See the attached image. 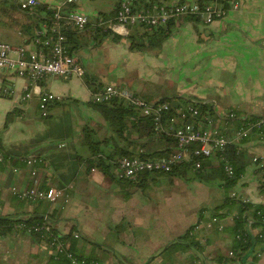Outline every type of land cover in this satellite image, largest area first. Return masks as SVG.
<instances>
[{"label": "crops", "instance_id": "crops-1", "mask_svg": "<svg viewBox=\"0 0 264 264\" xmlns=\"http://www.w3.org/2000/svg\"><path fill=\"white\" fill-rule=\"evenodd\" d=\"M62 1L43 0L49 6ZM121 1L115 0L111 8L103 7L101 0H74L63 5L65 14L82 11L90 18L85 29L69 26L71 32L79 31L78 39L65 33L72 52L85 67V74L97 83L90 86L85 76L47 75L39 82L40 90L59 95L49 104L47 115L42 114L38 94L29 99L23 97L30 79L0 67V153L7 159L0 161V216L24 218L40 209L37 202L16 196L11 189L13 185L29 188L38 177L41 186L63 188L67 195L49 201L54 223L61 234L70 231L78 234L79 246L94 257L89 264H146L200 218L208 219L215 209L203 207L197 213L194 211L197 208H186L183 203L179 209L178 196L162 189L167 177L192 172L187 164L181 163L175 172L143 171L135 181L118 176L112 158L108 157L117 142L135 152L143 148L140 141L145 138L138 139L136 132L127 130L123 131L125 137L116 136L109 120L91 99L99 84L126 85L152 101L161 96L183 95L187 100L211 102L219 110L264 115V0H238L241 5L238 10L209 23L185 16L172 19L175 22L170 25L171 33L158 45L150 43V34L156 27L146 28L142 24L128 27L126 33L116 32L120 36L116 39L112 34L102 38L92 32L91 26L100 17L116 16ZM157 1L186 0H135V3L143 6ZM16 25L15 21H6L0 12V39L25 47L29 54L38 47L35 38L24 36ZM71 34L75 37L76 33ZM134 39L144 43L133 47ZM197 67L205 69L202 77L186 81L176 93H161L163 79L166 83L175 79L174 74L180 69H185L190 79ZM209 76L213 80L210 86L206 81ZM217 92L229 95L226 103L215 99L219 96ZM9 112L13 118L4 127ZM88 133L101 141L103 158L111 163L109 171L88 159H94L86 140ZM256 136L251 135L239 145L240 162L245 163L239 181L243 188L239 191L251 201L264 204L262 172L246 156L249 150L254 155H264L260 152L261 145L253 140ZM154 141L159 149L165 146V141L157 136ZM119 155L115 154V158ZM35 157L41 159L33 165L25 162L26 158ZM209 159L214 167L219 166L217 158ZM211 170L212 167H207L202 178L210 179L207 174ZM218 217L224 228L219 229L218 224L201 225L194 233L200 248L182 254L181 264H202L210 261L213 254L229 252L234 241L228 228L234 224L233 214ZM257 231L253 228V232ZM51 255L53 247L45 238L38 240L24 231L0 232V264H45ZM247 260L246 264H261L252 256ZM150 264L167 263L157 256Z\"/></svg>", "mask_w": 264, "mask_h": 264}, {"label": "built area", "instance_id": "built-area-1", "mask_svg": "<svg viewBox=\"0 0 264 264\" xmlns=\"http://www.w3.org/2000/svg\"><path fill=\"white\" fill-rule=\"evenodd\" d=\"M15 1L22 9L26 10L43 3V0ZM73 1L64 0L55 5L54 23L51 26L44 23L36 30L34 38L38 47L29 54L26 53L25 47L0 39V67L16 71L19 75L30 79V84L26 86L23 97L29 99L38 94L43 115L48 114L49 104L59 97L53 92L40 90L39 82L43 78L49 74L84 76L86 73L80 58L69 49L68 37L63 29L65 26H72L74 29L82 30L90 24L89 16L82 11L68 14L62 11L64 4ZM240 6L238 0H210L204 3L199 0L172 3L157 1V3L143 6L137 5L135 0H122L114 18L100 17L95 23L104 29H110L113 33H126L128 25L142 24L157 28L184 15H194L209 23L227 15L231 10H238ZM116 98H123L137 108L140 107L144 114L153 113L156 131L171 132L177 139L175 150L168 155L152 157L144 155V148H140L136 154L120 156L117 159L116 168L118 176L125 179L135 181L143 171L170 172L181 163H189L193 171H198L202 169L206 158H217L219 162H223L226 173L232 175L234 167L227 157L229 144L234 143L239 147L251 133L264 137V115L253 119L248 114L241 115L234 109L222 108L221 110L215 108L214 114H201L202 112L194 100L180 102L178 105H173L168 100L156 103L136 94L128 86L122 84L104 85L93 91L91 96V99L96 103L112 101ZM253 156V161L262 172L264 182V155L255 154ZM40 159V157L26 158L25 162L33 165ZM5 160L7 159L0 153V161ZM32 174L37 175L36 168L32 170ZM34 183L29 188H19L13 185L11 189L19 198L33 203L38 200L55 201L62 194L67 195L63 188L55 185L41 186L38 177L34 178ZM235 186L231 189L230 195L243 201H249L250 198L243 195ZM204 224L208 227L218 224L219 229L224 228L218 215L211 213L208 219L200 218L190 229V233H196L198 228ZM11 227L16 232L24 231L32 234L44 229L46 232L52 233V225L48 221L36 223L18 219L12 223ZM3 228L4 225L0 223V230ZM253 228L258 231L253 232ZM251 230L255 234L259 233L264 239V229L259 226H251ZM237 237H241L240 232ZM48 243L53 247V254H58L60 250L67 247L64 241L58 240L56 237L48 240ZM228 253L234 255L235 252L230 249ZM67 255L71 258V264H88L85 259L80 260L69 251ZM256 256L257 260L264 264V241L256 251Z\"/></svg>", "mask_w": 264, "mask_h": 264}, {"label": "trees", "instance_id": "trees-1", "mask_svg": "<svg viewBox=\"0 0 264 264\" xmlns=\"http://www.w3.org/2000/svg\"><path fill=\"white\" fill-rule=\"evenodd\" d=\"M198 1V0H197ZM201 3L210 1V0H199ZM54 11L55 5L49 6L47 3H40L31 9L26 10L22 9L19 4L15 0H0V12L2 16L5 18L6 21L9 22H16V26L19 28L21 33L33 40L35 36L36 30L40 28L44 23L48 26H51L54 21ZM187 19L195 21V19H199L194 15H184ZM8 19V20H7ZM96 22V21H95ZM175 20L169 21L167 24L168 27H157L150 38V43L152 45H158L162 43L171 33L170 32V25L174 24ZM146 28H149L146 26ZM68 36L75 40L78 39V32L73 31L71 32L68 27L63 28ZM68 30V31H67ZM92 32L95 34L102 36H108L112 34L114 38H119L120 36L113 33L110 29H104V27L94 23L91 26ZM71 33H76L75 37L72 36ZM116 35V36H115ZM131 37H135L133 34H129ZM144 43V41L135 40L133 41V47ZM69 49L72 51V48L69 45ZM86 78L87 83L92 86V84H96L95 78H91L88 75H84ZM99 84V83H98ZM101 88L100 84L97 86V89ZM95 89V90H97ZM94 90V91H95ZM168 100L173 105H178L180 102L187 101L185 96L183 95H172V96H161L159 100L153 101L159 103V101ZM152 101V100H150ZM97 107H99L106 117L109 120L110 124L112 125L113 131L116 136L125 137L124 130L130 132H136L138 134V139L145 138L144 140L140 141V144L143 145L144 148V155L148 156H161V154L168 155L173 152L177 146V139L173 136L170 132L165 130L157 132L155 129V118L153 113L144 114L141 111V108H137L135 105L128 103L123 98H116L112 101H104V102H93ZM197 105L202 112L201 114H214L215 107L214 104L208 101H199ZM250 118L256 119L262 115L256 114H248ZM13 118L12 112L7 114L5 119L6 123L4 127H7ZM251 135H257L256 133H251L248 135L249 138ZM161 138L165 141V146L162 149H159L156 145L154 139ZM264 136V133H263ZM245 138V139H246ZM244 139V140H245ZM87 143L92 150L93 158L90 159L91 163L96 166H101L106 171H109V167L111 163L107 162L103 158L102 150L99 148L100 140H95L93 138L92 133H88L87 135ZM142 147V146H141ZM117 151V153H116ZM137 151L131 150L128 146L118 143L115 145L112 153L108 155L113 160V164L116 166L117 159L115 158V154H120L119 156L123 155H133L136 154ZM239 147L237 144L231 143L228 146L227 157L231 164L234 167V173L232 175H228L224 169L223 162L220 161L219 166H213L211 164V159L206 158L203 162V167L201 170L193 171L192 172L198 178L205 176L207 167H212V170L206 176L210 179L219 177L223 179L222 186H224L227 190H231L242 178V175L245 171V163H241V157L238 154ZM92 159V160H91ZM5 164V163H4ZM190 166L189 163H183ZM178 168V165L175 166L171 171L175 172ZM262 190L264 191V182L261 186ZM224 202L213 209V213L218 216H224L225 214H233L234 224L231 227H228L232 232V239L233 245L231 249L234 250V255H230L228 252L224 253H217L211 256V260H205L202 264H246L248 262V257L252 256L254 260L257 259L256 251L261 247L264 239L259 235V233H253L251 230V226H259L264 229V204L263 203H256L251 200L243 201L240 198H235L231 195H226L224 197ZM38 206L40 209L33 212V214L29 215L28 217H16L15 215H5L0 216V223L4 225V228L0 230V232H6L7 230H12V223L14 221H18V219H23L27 222H36V223H43L48 221L52 225V233L46 232L44 229L40 230L39 232L32 233L36 238L41 240L45 238L47 240H52V238L56 237L58 240H62L67 244L65 249L60 250L58 254H53L50 256L48 261L45 264H71V258L67 255V252H71L75 257L78 259H85L88 264L93 263V256L90 254H86L83 251L81 245L79 246L78 237L74 235L73 231L60 233L54 221V213L50 210V202L46 200H38ZM223 212H220V208H224ZM192 225L186 232L182 235L178 236L170 243H168L159 253L154 255L152 258L160 256L161 262L167 264H181L179 262L180 257L186 251L191 250L192 248H200V241L196 239L194 234L190 233V229L193 227ZM241 233V237L238 238L237 235ZM152 258L146 263L150 264ZM97 263V262H95Z\"/></svg>", "mask_w": 264, "mask_h": 264}, {"label": "rangeland", "instance_id": "rangeland-1", "mask_svg": "<svg viewBox=\"0 0 264 264\" xmlns=\"http://www.w3.org/2000/svg\"><path fill=\"white\" fill-rule=\"evenodd\" d=\"M114 1L115 0H101V2H103V7L105 8L113 7ZM197 69L198 71H196V69L193 70L194 75L190 76V79L185 75V69H180L176 75L174 74L175 79L168 81V83H166V81L163 79L164 83L162 85L163 89L161 90V93H176V91L178 92L180 90V87H182L183 84L187 83L186 81L192 79L196 80L195 78L199 79L200 77H202V72L205 69L202 70L201 67H197ZM207 73V71H204V74ZM206 81L209 86L210 83H213L211 76H209ZM217 93V95L219 96H217L215 99H217L220 103H226L225 100L228 98L229 95L226 96L220 94L219 92ZM253 140L257 141L259 145H261L259 146L260 152L264 153V138H259L258 136H256L253 137ZM257 152L259 151L257 150ZM253 155L254 154L252 150H249L246 156L249 158L250 161H253ZM222 182L223 179L219 177L213 179L198 178L197 176L193 175L190 170H188L186 174H177L172 177H167L166 184L162 186V189H166L170 193L174 192L176 196H178L177 201L179 202V205L177 208L180 209L183 203L186 208H197L194 209V211L198 213L199 210L203 207L206 209L215 208V206L224 202V197L226 195H230L231 190H227L224 186L222 187ZM242 186L243 185L240 186V184L238 183L235 188L238 190H242Z\"/></svg>", "mask_w": 264, "mask_h": 264}, {"label": "water", "instance_id": "water-1", "mask_svg": "<svg viewBox=\"0 0 264 264\" xmlns=\"http://www.w3.org/2000/svg\"><path fill=\"white\" fill-rule=\"evenodd\" d=\"M128 27H131V25H128Z\"/></svg>", "mask_w": 264, "mask_h": 264}]
</instances>
